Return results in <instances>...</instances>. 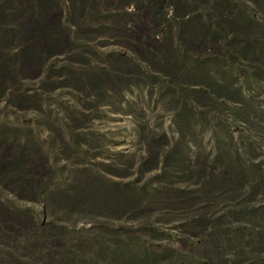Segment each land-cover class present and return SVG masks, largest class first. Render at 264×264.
Instances as JSON below:
<instances>
[{"label": "rangeland", "instance_id": "1", "mask_svg": "<svg viewBox=\"0 0 264 264\" xmlns=\"http://www.w3.org/2000/svg\"><path fill=\"white\" fill-rule=\"evenodd\" d=\"M105 1L95 0L87 7L92 14L116 19L115 4L107 8L109 0ZM138 2L144 3L137 0L123 7L127 19H132L125 23L124 36L136 44L145 38L154 48L159 41L154 18ZM70 4L64 0L54 16L67 18ZM233 5L227 19L242 28V49L234 63L219 72L207 67L213 91L202 82L185 86L190 107L182 112L170 106L160 84L144 81L130 82L103 96L85 125L76 129L71 119L85 109L70 87L53 92L40 110L17 113L0 103V129L8 131L6 144L11 146L16 137L26 138L32 144L41 143L46 152L54 169L46 189L69 194L76 182L93 179L110 197L128 194L142 199L147 207L152 205L145 217L87 214L61 218L45 210L43 193L32 202L12 199L9 193L0 194V200L27 209L37 225L55 224L81 238L107 228L129 240L128 235H140L142 228H149L156 238L139 237L152 251L181 253L198 264H264V0H233ZM165 11L168 20L223 19V14L220 18L212 14L211 7L201 9L198 17L191 11L179 17L171 8ZM83 19H93L87 9ZM231 37L226 33L224 41ZM90 48L95 55L87 68L95 75L115 58L128 61L141 54L138 48H125L103 34L90 42ZM223 91L227 94L221 95ZM200 95L207 100L204 104L195 100ZM56 129L68 151L63 150ZM74 134L79 136L76 142ZM191 171L193 176H189ZM224 171L230 179L223 184L214 181ZM171 193L183 201L182 207L163 206ZM187 199L190 203L183 204ZM128 253L122 248L111 261L122 264Z\"/></svg>", "mask_w": 264, "mask_h": 264}, {"label": "trees", "instance_id": "2", "mask_svg": "<svg viewBox=\"0 0 264 264\" xmlns=\"http://www.w3.org/2000/svg\"><path fill=\"white\" fill-rule=\"evenodd\" d=\"M69 1V16L58 18L54 14L64 0H0V103L4 109L17 113L40 110L41 105L48 104L53 92L70 87L85 109L71 119V126L76 129L85 125L103 96L117 92L130 82L144 81L160 84L161 93L168 96L170 106L179 113L190 107L185 86L202 82L213 91L207 67L219 72L227 63H234L236 53L242 49V28L234 25L233 19H227L235 7L233 0H143V5L138 2L154 18V31L159 36L158 46L154 48L145 38L136 44L128 35L124 36L125 23L132 19H127L123 7L137 0H106L107 8L115 4L116 19L92 14L91 7L87 6L95 0ZM207 7L223 19L202 22L201 19L181 21L165 17L167 8L173 10L175 17L190 11L198 17L196 13ZM86 9L93 19H83ZM228 32L232 34L229 42L224 41ZM100 34L125 48H138L140 56L128 61L115 58L108 68L101 66V73L91 74L92 69L87 65L95 54L90 42ZM209 48H213V53L206 54ZM224 92L227 94L223 91L221 95ZM195 100L197 104L207 101L204 95ZM6 130L0 129V194L9 193L12 199L32 202L43 193L45 210L68 219L87 214L132 219L145 217L149 212L152 205L145 206L142 199L128 194L110 197L93 179L76 182L68 190L72 191L69 194L46 189L45 183L54 169L41 143L32 144L26 138L16 137L10 144L12 150H8L11 146L6 144ZM54 133L63 142L58 129ZM73 138L76 142L79 136L74 134ZM61 145L64 151L69 150L65 142ZM189 174L193 176L192 171ZM229 175L224 171L214 181L223 184L230 179ZM167 199L163 206L182 207L183 201L175 194L171 193ZM185 202L189 204L190 199ZM30 217L27 209L0 200V264H115L111 257L122 248L129 250L122 264H198L196 259H187L181 253L144 247L140 235L156 238L149 228H142L140 235H128L129 240L107 228L89 238H81L55 224L37 225ZM197 226L201 227V222Z\"/></svg>", "mask_w": 264, "mask_h": 264}]
</instances>
